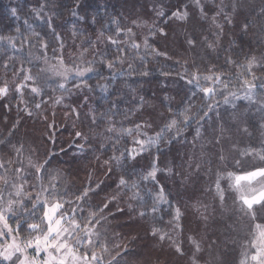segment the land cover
<instances>
[{
    "label": "trees",
    "instance_id": "1",
    "mask_svg": "<svg viewBox=\"0 0 264 264\" xmlns=\"http://www.w3.org/2000/svg\"><path fill=\"white\" fill-rule=\"evenodd\" d=\"M234 3L223 5L218 0H203L198 7L193 0H0V35L17 38L15 48L6 46L0 49V85L5 81L9 85L7 96H0V140L10 139L12 143L21 141L25 147L35 142L40 158L45 152L51 153L52 166L67 168V176L74 177L69 181L70 186H87L83 175L87 177L88 172L94 169L102 184L92 197L91 204L102 205L105 195L116 189L120 172L114 170L105 175L106 169L99 167L95 157L100 156L103 160L112 155L113 144L118 137L119 148L133 145L132 137L105 131L109 125L108 118L117 128H134L137 123L143 128L147 113L154 114L157 118L151 124L152 127L141 130L140 138H144L143 133L154 136L168 119L190 106L197 115L187 126L181 125L183 131L179 135L173 130L158 146L149 147L135 161H127L129 171L133 173L132 178L144 173L155 158H158L160 168L169 167L170 162L165 163L168 159H172L171 164L175 166V156L177 158L179 149L182 150L179 141L183 136L189 140L188 134L201 123L206 105L212 101V98L204 97L194 83H188L190 76L185 73V68L189 72L199 70L205 73L210 65H216V71L226 73L224 80L229 81V89H236L240 88V80L235 75L238 70L227 64L226 58L231 56L240 62L245 59V54L259 56L264 52L261 8L255 7L249 13L247 7L243 6L244 0ZM201 7L206 18L202 16ZM177 10L187 12V18L180 20L174 17L173 12ZM161 11L163 15H158ZM217 13V23L223 25L224 31L213 51L206 47L205 38L216 42L219 30L212 24L211 17ZM227 14H230L232 23L225 19ZM135 15L143 16L147 24L130 23L129 19ZM244 23L249 24L247 32L242 31ZM17 28L20 29L19 33ZM129 28L134 35L121 31ZM158 28H163L164 34L149 35ZM31 31L40 32V39L50 43L47 52L40 48L39 41L31 36ZM108 37L118 40L123 51L118 52L117 45H113ZM145 37L152 48L167 52V56H154L151 49L145 50ZM188 39L201 42L200 51L190 48L186 43ZM133 41L141 44V47L132 48ZM61 44L63 49L60 48ZM85 49L87 52L81 60L80 53ZM42 55H46L52 63L58 62L57 56H62L68 66L87 67L88 61H94L92 66L95 71L83 78H70L66 83L68 91L58 89V82L51 79L49 73L45 82L42 74L36 81L43 89L42 94L31 93L26 86L21 98L15 86L23 81L24 72L16 76L14 73L23 66V69H31L36 76L39 69L47 67L42 59H36ZM114 55L122 56L124 63L116 62L110 70L101 61L112 59ZM5 62L8 64L7 70L4 68ZM130 63L134 69L131 73L128 68ZM142 71H147L148 75L141 76ZM256 71L260 75L264 69ZM82 80L87 81L90 87H84ZM24 83L28 85L33 82ZM76 84H81V87H74ZM97 84L107 85V91L97 87ZM59 96H63V102L54 104L52 100ZM36 104L41 107L37 109ZM93 113L97 114L95 122L91 119ZM100 113H104V117ZM253 127L256 128L255 125ZM77 130L85 133L89 137L88 141L76 137ZM9 132L12 133L11 137ZM107 136H112V139H105ZM80 145H84L83 150ZM172 176L164 171L158 173V184L142 182V194L146 188L158 189L163 186L169 201L161 203L156 213H149L144 218L137 214L138 208L136 211L127 208L126 201L134 206L137 204L128 199L130 193L126 191L120 197V208L136 218L142 230L141 235L152 233L153 224L159 228L167 224L164 231L169 227L175 208L173 190L177 184ZM91 186L95 187V184ZM146 199L150 206L151 199ZM85 210H89L88 205H85ZM90 210L97 211L95 208ZM108 213H112L108 218H119L117 225H124L129 220H126L123 211H116L115 203L103 214Z\"/></svg>",
    "mask_w": 264,
    "mask_h": 264
},
{
    "label": "snow or ice",
    "instance_id": "2",
    "mask_svg": "<svg viewBox=\"0 0 264 264\" xmlns=\"http://www.w3.org/2000/svg\"><path fill=\"white\" fill-rule=\"evenodd\" d=\"M193 3L198 7L200 6V0H193ZM235 8L236 4L234 3L233 9ZM201 13L206 18L202 7ZM158 15H163V12H159ZM218 15L219 13L211 17L212 24L219 30L216 35V42L207 41V38H205L206 47L213 51L218 46L220 36L224 31L223 25L217 23ZM173 16L185 20L188 13L177 10L173 12ZM225 19L228 23H232L230 14H227ZM133 23L136 22L133 21ZM248 29L249 24L244 23L242 31L247 32ZM16 31L19 33L20 29L17 28ZM121 31H126L130 36L134 35L131 28ZM156 34H164V29L158 28L155 33H149V35ZM31 36L35 37L39 41L40 48L47 52L51 45L40 39L41 33L31 31ZM16 39L13 36L0 35V49H4L6 46L15 48ZM108 39L113 45H117L118 52L123 51L119 47L120 42L118 40L111 37H108ZM186 43L190 48H195L197 45L194 39H188ZM131 47L139 49L141 44L133 41ZM143 47L145 50L151 49V54L154 56H167V52H160L152 48L147 37L143 40ZM60 48L63 49V44L60 45ZM53 51H56V49H53ZM85 52H87V49L80 53L81 60ZM36 59H42L44 64L47 65V67L39 69L36 76L32 74L31 69H23V66L14 73V76H16L24 72L23 81L15 86V91L21 93V98L23 97V89L26 86L30 88L31 93L42 94L43 89L36 84L37 78L42 74H44L45 82H47L48 73L51 76L58 77L57 88L68 91L66 83L70 78H83L87 73L95 71L92 66L95 63L94 61H88L89 66L87 67H80L78 65L67 66L62 56L56 57L57 64H50L46 55L37 56ZM116 62L123 64V57L114 55L112 59L101 61L110 70L115 67ZM186 63L187 61H185ZM226 63L235 66L238 70L235 75L240 80V87L244 89V99L258 104L259 110L264 112V71H261L260 75H257L256 71L257 69H264V52H261L259 56L245 54V59L240 62L229 56L226 58ZM7 67L8 64L5 62V70H7ZM128 68L130 73L134 71L131 63ZM215 69L216 65H210L205 73H201L199 70L189 72L187 68L184 71L190 76L188 83H194L204 97L214 98L216 95H222L224 102L229 103V98L235 99L238 93L229 89V81L224 80L226 73ZM140 75L147 76L148 72L142 71ZM164 75H168V73H164ZM28 81L33 83L25 85L24 82ZM201 81L204 83H201ZM81 84L84 87H90L85 80H82ZM81 84H76L74 87L80 88ZM97 87L107 91L108 86L97 84ZM53 91H56V89H53ZM8 92L9 85L5 81L0 85V96L6 97ZM52 102L54 104L62 103L63 96L55 97ZM35 107L39 109L41 105L36 104ZM206 107L211 111V104L206 105ZM29 115H31L30 112ZM99 115L104 117V113ZM196 115L197 113L192 112L190 106L185 107L178 115L174 114L168 119L154 136H148L146 132L143 133L144 138H140L142 130L140 123L135 124L134 128H117L108 118L109 125L105 131L118 133L119 136L132 137L133 145L131 147L125 145L122 149L119 148L120 139L118 137L113 144L112 155L103 160L100 156L95 157L100 167L106 169L105 175L114 170L120 172L116 189L105 195L102 205L91 204L92 197L97 194V190L101 188L102 184V181L94 179V170L88 172L86 177L87 186L76 187L75 184L70 186L64 170L52 166L51 153L45 152L43 158L37 156L34 159L32 155L25 157L24 142L12 143L10 139L0 140V153H5L7 156L5 158L4 155H0V260L7 262V264H119L117 257L120 253L117 252L116 256H111V250L112 248L118 249L121 245L127 248V244L123 241L116 244L111 242L107 236V229L102 227V222H108V216L112 213H108V215H103V213L113 203L116 204V211L122 212L120 197L126 191L130 193L128 199L137 202L134 206L133 203L126 201L129 210L136 211L138 208L137 214L140 218H144L149 213H156L161 203L169 202L165 188L163 186L158 189L146 188L142 194L141 184L142 182H155L158 184V173L167 171L171 174L173 171L171 167L160 168L157 163L158 158H155L150 161L144 173L137 178H132L133 173L129 171L127 161H135L149 147L158 146L167 138L169 132L174 130L179 135L183 131L181 125L187 126ZM204 116H207V112H204ZM91 119L95 122L97 114L93 113ZM143 125L148 128L152 127L148 121H144ZM15 126L13 125V127ZM243 130L247 132V128ZM196 135H200L199 128L196 129ZM11 136L12 133L9 132V137ZM75 136L81 137L85 141L89 139L85 133L79 130L75 132ZM105 139L111 140L112 136H107ZM80 147L83 150L84 145H80ZM28 150L33 153L36 151L31 148ZM250 152L256 153V157L264 162V154L256 152L255 149H245L240 154L241 156H247ZM8 153H11V155H8ZM220 159L224 160L225 157L221 155ZM235 163L237 166L241 165L240 160H236ZM29 175L33 177L34 183H30L27 179ZM224 180L228 181V188L234 190L237 194L240 210L249 218L250 223L255 222L258 218L264 219V166H252L251 170L239 173L232 171L222 173L218 171L214 186L215 195L222 207L225 201V188L222 186ZM92 184H95V187H92ZM28 187L31 188V191L28 190ZM146 197L151 199L150 206ZM85 205L89 206V210H85ZM92 208L97 209V211L90 210ZM181 216L180 208H175L172 220L169 223H173L175 228H181L179 223ZM203 218L207 220L206 216ZM151 232L159 241L172 240L168 232L156 227L155 224H153ZM113 235L118 234L114 233ZM130 239H135V237H130ZM188 240L192 245L188 264H200V253L203 252L202 243L193 236H189ZM171 247L177 254L185 255L183 246L180 243L172 240ZM211 247L212 245L209 244V248ZM105 256L111 258L105 260ZM215 259L218 260L219 257ZM159 264H162V262H159ZM238 264H264V223L253 224L251 231L248 233V238L242 242Z\"/></svg>",
    "mask_w": 264,
    "mask_h": 264
},
{
    "label": "rangeland",
    "instance_id": "3",
    "mask_svg": "<svg viewBox=\"0 0 264 264\" xmlns=\"http://www.w3.org/2000/svg\"><path fill=\"white\" fill-rule=\"evenodd\" d=\"M236 1L241 0H218L223 5ZM129 20L130 23L135 21L139 24H147L141 15L132 16ZM199 47L201 42L193 49L200 51ZM49 77L59 82V78L51 76L50 73ZM230 90L238 93L235 99L230 97L229 103H225L222 95H216L211 101V111L206 109L207 116L203 115L201 123L188 134L189 140L186 136L181 138L179 144L182 150L179 149L180 155L177 158L175 156V166L171 164L172 159L165 161V163L170 162L169 167L173 170L172 180L177 182L173 190L175 208L179 207L182 213L179 221L181 228H175L174 224L170 223L165 231L171 235L172 240L183 246L185 255L181 256L175 252L171 247L172 240L159 241L152 233L141 235L142 230L137 225L136 218L127 210H123L126 220L129 219L126 224L117 225L119 218L115 216L109 217L106 223L102 222V227L107 229V236L113 244L121 241L127 244V248L121 245L120 248L111 250V256L120 253L117 257L119 264H159V262L188 264V257L192 252L189 236L195 237L202 243L200 264H238L242 242L248 238L253 224L264 223V219L258 218L255 222H249V218L240 210L237 194L228 188L227 180L222 181V186L225 188V201L222 207L215 195L214 182L218 171L239 173L251 170L252 166H264V162L256 157V153L250 152L247 156L240 154L245 149H255L256 152L264 154V126H262L264 112L259 110L258 104L244 99V89L241 87ZM156 118L154 114L147 113L146 121L152 124ZM254 125L256 128L253 127ZM147 128L143 126L142 130ZM197 128L200 129L199 136L196 135ZM244 128H247V132H244ZM29 148L35 149V153L30 152ZM25 149V157L32 155L34 159L37 156L40 158L39 148L35 142L29 143ZM221 155L225 157L224 160L220 159ZM4 156L7 158L6 155ZM236 160L241 161L240 166L236 165ZM59 168L66 173L67 168ZM93 176L94 179L101 181L96 177L95 170ZM83 177L86 179V176ZM73 178L66 173L68 182ZM27 179L30 183L35 182L30 175ZM28 190L31 191V188L28 187ZM204 216L207 220L203 218ZM166 225L161 229L164 230ZM114 233L118 235H113ZM209 244L212 245L211 248ZM216 257L219 259L216 260ZM110 258L105 256V260ZM2 263L7 264L0 260V264Z\"/></svg>",
    "mask_w": 264,
    "mask_h": 264
},
{
    "label": "clouds",
    "instance_id": "4",
    "mask_svg": "<svg viewBox=\"0 0 264 264\" xmlns=\"http://www.w3.org/2000/svg\"><path fill=\"white\" fill-rule=\"evenodd\" d=\"M248 9V12L251 13L255 7L261 8V17L260 23L264 24V0H244V5ZM255 19V17H253Z\"/></svg>",
    "mask_w": 264,
    "mask_h": 264
}]
</instances>
